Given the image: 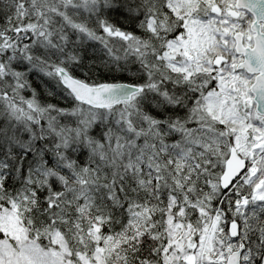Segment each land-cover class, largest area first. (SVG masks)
<instances>
[{
  "label": "snow or ice",
  "instance_id": "1",
  "mask_svg": "<svg viewBox=\"0 0 264 264\" xmlns=\"http://www.w3.org/2000/svg\"><path fill=\"white\" fill-rule=\"evenodd\" d=\"M0 264H264V0H0Z\"/></svg>",
  "mask_w": 264,
  "mask_h": 264
}]
</instances>
